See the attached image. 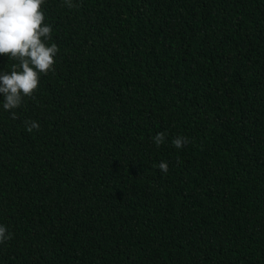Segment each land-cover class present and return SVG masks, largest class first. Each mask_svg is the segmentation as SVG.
<instances>
[{
    "label": "trees",
    "instance_id": "trees-1",
    "mask_svg": "<svg viewBox=\"0 0 264 264\" xmlns=\"http://www.w3.org/2000/svg\"><path fill=\"white\" fill-rule=\"evenodd\" d=\"M72 5H41L33 97L0 93V264H264V0Z\"/></svg>",
    "mask_w": 264,
    "mask_h": 264
},
{
    "label": "clouds",
    "instance_id": "clouds-1",
    "mask_svg": "<svg viewBox=\"0 0 264 264\" xmlns=\"http://www.w3.org/2000/svg\"><path fill=\"white\" fill-rule=\"evenodd\" d=\"M44 0H0V55H7L16 61L10 72L0 73V93L4 94L3 108L14 110L21 106L25 97H33L39 85V74H47L53 68L54 57L58 53L55 44L48 46L52 27L44 24L41 5ZM71 8L72 0H64ZM43 38V39H42ZM15 117V112H12ZM28 132L38 130L36 121L26 120ZM157 147L165 141V134L153 137ZM173 146L181 149L187 143V137H176ZM161 173L168 172V164L161 162L157 166ZM12 239L6 226L0 225V243Z\"/></svg>",
    "mask_w": 264,
    "mask_h": 264
}]
</instances>
